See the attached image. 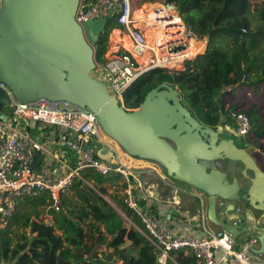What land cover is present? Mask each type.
Listing matches in <instances>:
<instances>
[{
  "label": "water",
  "instance_id": "1",
  "mask_svg": "<svg viewBox=\"0 0 264 264\" xmlns=\"http://www.w3.org/2000/svg\"><path fill=\"white\" fill-rule=\"evenodd\" d=\"M78 3L0 0V81L20 102L68 101L93 112L104 135L125 154L156 162L171 181L144 174L137 191L142 193L151 183L167 188L164 202L178 211L206 199L209 217L233 239L250 233L254 225L259 231L251 213L264 214V170L245 148L236 146L230 133L192 116L180 91L166 81L149 90L137 108L126 109L107 91L106 82L92 74L97 42L108 18L79 24L75 19ZM8 102L0 88V108ZM29 125L33 127L34 122ZM95 154L108 161L113 151L101 145ZM237 163L243 173L252 174L247 186L238 180ZM217 200L228 202L235 214L244 208L242 220L237 224L218 221ZM259 241L264 252V233Z\"/></svg>",
  "mask_w": 264,
  "mask_h": 264
},
{
  "label": "trees",
  "instance_id": "2",
  "mask_svg": "<svg viewBox=\"0 0 264 264\" xmlns=\"http://www.w3.org/2000/svg\"><path fill=\"white\" fill-rule=\"evenodd\" d=\"M163 3L176 8L196 38L208 36L205 50L185 60L182 68H154L139 75L122 93L124 107L137 108L149 90L166 81L180 91L192 116L215 129L231 111L246 113L252 128L245 138L264 155V0ZM114 28H120L117 19L109 17L96 46L98 63L106 60ZM236 88L249 91L251 97L226 106L228 97L236 96ZM80 174L94 182L113 183L119 193L112 199L134 227L123 224L107 200L76 179L61 193L59 209L48 210L51 223L42 216L52 203L47 191L18 204L8 226L0 230V264H157L154 246L136 228L143 229L142 223L123 201L125 178L119 173L101 176L88 168ZM140 203L145 205V201ZM107 236L111 238L106 240ZM97 245L109 249L102 259L97 256ZM170 257L166 264H193V256L183 249L171 251Z\"/></svg>",
  "mask_w": 264,
  "mask_h": 264
},
{
  "label": "built area",
  "instance_id": "3",
  "mask_svg": "<svg viewBox=\"0 0 264 264\" xmlns=\"http://www.w3.org/2000/svg\"><path fill=\"white\" fill-rule=\"evenodd\" d=\"M166 8L151 10L142 21L144 27L140 28L130 0H79L75 13L79 24L101 17H115L120 32L130 39V48L121 44L106 55L105 62H96L92 71L93 76L106 82L107 91L121 103L122 93L145 71L180 68L190 59L194 34L173 7L168 5ZM150 28H159L162 32L157 35L158 41L152 44L145 32ZM0 88L9 98V102L0 108V230L8 226L19 203L42 191H47L52 200L42 216L44 220L51 218L48 210L59 209L61 193H65L76 179L90 184L91 180L80 174L88 168L101 176L119 173L125 178L123 201L142 223L143 229L135 227L154 246L157 264H166L171 251L178 249L191 254L193 264H264L254 261L252 249L258 241L254 236L236 248V242L226 230L205 232L199 237L176 233L161 223L140 203L142 198L136 188L141 184L136 173L127 163L118 160V153L107 141L93 112L68 101L40 98L20 102L1 81ZM226 118L238 136L249 134L252 124L246 113L234 110ZM31 121L34 122L33 129L29 127ZM34 133L39 137L48 135L50 147ZM101 145L113 151L110 160L96 156L95 151ZM42 156L47 163L37 161ZM33 162L35 165L31 166ZM148 195L151 191H146ZM48 219L46 222L50 223Z\"/></svg>",
  "mask_w": 264,
  "mask_h": 264
},
{
  "label": "crops",
  "instance_id": "4",
  "mask_svg": "<svg viewBox=\"0 0 264 264\" xmlns=\"http://www.w3.org/2000/svg\"><path fill=\"white\" fill-rule=\"evenodd\" d=\"M259 5L260 4H258L257 7ZM150 10L151 9H149L148 12L143 14L141 12L140 8H137V10L134 11V14H136L138 17L139 16H147L151 12ZM143 27H144V25H143ZM144 29H146V28H144ZM113 30L121 31V28H114L111 30V32ZM145 32H147V31L145 30ZM159 32L160 31H155V33H153L154 35L152 36L151 43H155L157 41V36H155V34L156 33L158 34ZM120 34H122V37H124V35H126L124 32H120ZM160 35H162V33ZM118 39L122 40L121 38H118ZM112 42L114 43V40H112ZM127 43H128V40L125 39L124 40V44H126L125 46H128V48H130V44H127ZM119 44H123V43L119 42ZM199 46H201V44H199ZM117 47H118L117 45H115V46L113 45V46H111L110 50L112 51V50H114V48L116 49ZM199 48H201V47H199ZM146 60H147V58H146ZM238 89L239 88H236L235 93ZM250 94L251 93L249 91H245V92L239 91L238 94L236 93V99L240 98L241 102H245L247 99H249L251 97ZM29 127H30V125H29ZM30 128L33 129L32 127H30ZM35 136H37V134ZM37 137L41 140L42 143H44L46 146L50 147V145H49L50 138L48 135L46 137L45 136L44 137L37 136ZM107 141L110 142L114 146V150L119 155L118 160L122 161L123 163H127L130 167H132L131 170L136 173L139 180H140L141 175L146 174L148 176H152L154 174H157L158 176H160L162 178V180H167L168 182H171L169 180V177L165 174L164 170L156 162L150 161V160H148V161L143 160L142 161V159H140L141 161L140 160L137 161L138 160L137 158L135 159L132 156H127L115 144V142L110 141L109 138L107 139ZM37 161L41 162V163H47L46 158L43 156L39 157ZM128 162L135 163L136 167H133ZM261 164L262 165H258V166L262 170H264V162L261 161ZM242 170H243L242 165H239V167L237 168V177H238V180L241 181L240 184L247 186L248 185V182H247L248 178L247 177L252 176V174L249 171H247L245 174V173H243ZM146 191H151V195L146 196ZM167 191H168L167 188H158V187L154 186L152 183L147 185L142 190V193L136 190L137 194L142 198V201H145L144 207L149 209V211L153 215H155L161 223H165L166 225H168V227L170 229H172L176 233L182 232V233H185L187 235L201 237L204 235L205 232L213 233V232H216L218 230H224L223 226L216 224L209 217V215H208V203H207L206 199L203 198V200L200 202L190 204L187 211L181 210V209H179V211H178V210H176V208L173 205H170V204L164 202L165 201L164 198H165ZM114 194H115V192H114ZM144 196H146V198ZM175 200H177V199H175ZM114 204H116V203L114 202ZM228 204H229L228 202L217 200V202H216V211H217V217H218L217 219H218V221L219 220H223V221L226 220V222H228V223L237 224L238 221L239 220L241 221L242 217H244V213H243L244 208L239 209V213L235 214V211H231L233 209L229 208ZM231 205H232L231 207L237 208L236 203H231ZM117 207H119V206L117 205ZM251 214H252V217L254 218L255 224L259 227V231L254 230L255 225L253 224L254 228L252 227V230L249 231L250 233H241L235 237L234 241L237 244L235 247L239 248L238 246H240L243 242H245V240H247L250 236H255L258 241L253 246V249H252L253 258H254V261L256 263H263L264 262V252H263V246L261 245L259 238H260V235L262 233H264V214L262 212L261 213L252 212ZM237 216H239V218H236ZM1 264H5V263H1Z\"/></svg>",
  "mask_w": 264,
  "mask_h": 264
},
{
  "label": "rangeland",
  "instance_id": "5",
  "mask_svg": "<svg viewBox=\"0 0 264 264\" xmlns=\"http://www.w3.org/2000/svg\"><path fill=\"white\" fill-rule=\"evenodd\" d=\"M163 2H164V0H130V4H131L132 9L133 10H137V8H140V10H141V12L143 14L146 13V12H148L149 9L153 10L154 8H151V7L154 6V5H159L162 8L168 7V5L164 4ZM145 6H147V7H145ZM169 7H173V10H175L177 12L176 8L173 5H169ZM139 17H141V16H139ZM140 28H141V26H140ZM110 34H109L108 41H107V51L105 53V57H106L107 54H109L111 52V50H110L111 49V46H113V45L114 46L115 45L120 46L121 44H119V42H122L123 43V46H125L126 45V44H124V40L125 39L128 40V43L127 44H130V46H131V42L127 38L128 36L127 35H124V37H122V34H120V31L119 30H115L111 36H110ZM118 38H121L122 40H120ZM112 40H114V43L112 42ZM206 41H207L206 38L198 39L194 35V40H192V43L193 42L194 43L192 44V47H191V52L192 53H191L190 59H192L195 55L204 52L205 47H206ZM199 44H201V46H199ZM199 47H201V48H199ZM124 48H128V46H125ZM182 67H183V65L180 68H182ZM159 69H161V68H159ZM227 88H229V87H227ZM239 91H241V90L238 89L236 91V93L238 94ZM250 96H251V94H250ZM235 102H241L240 101V98L239 99H236V96L234 98L228 97V101L226 103V106H228L231 103H235ZM231 127H232L231 126V121L228 122L226 116H223V121H222V123L220 124V126L218 128L219 129H222V130H224V131H226V132L229 133V131L231 130ZM34 135H36V134H34ZM238 137L239 138H243V137H240V136H238ZM241 140H242L243 145L244 146H247L250 154L252 155V157L254 158V160L257 162V164L258 165H262L261 164V161L264 162V155L262 153H260L258 150H255L250 145H248L249 142L246 140L245 136ZM134 158L136 159V157H134ZM139 160L140 159H138L137 161H139ZM145 161H148V160H145ZM128 163L131 164L133 167H136L135 166V163H130V162H128ZM130 168H132V167H130ZM87 186L89 188L93 189L97 194H100V196H102L105 200H107V202L111 206L114 207V210L121 216V218L123 220V224H125L128 227H134L132 221L126 216V214L123 212V210L121 208L117 207L116 204H114V201L112 199V196L114 195V192H115V195H117L118 192L115 191V188H114L113 183H107V182L99 183V182L91 181L90 184H88ZM101 187H104L106 189V192L105 193H102L100 191V188ZM258 213H261V212H258ZM47 219L48 218H46L45 221ZM48 221L51 223L52 222L51 218H49ZM110 238H111V236H107V239L106 240H109ZM95 250L97 251L98 258H101V259L103 258V254L104 253H107L109 251V249L105 245H97ZM120 263H121L120 261H117V264H120Z\"/></svg>",
  "mask_w": 264,
  "mask_h": 264
},
{
  "label": "bare ground",
  "instance_id": "6",
  "mask_svg": "<svg viewBox=\"0 0 264 264\" xmlns=\"http://www.w3.org/2000/svg\"><path fill=\"white\" fill-rule=\"evenodd\" d=\"M156 7H159V8H161V9H165V8H162L161 6H159V5H154V6H152L151 8H156ZM167 10H170L169 8H166ZM165 9V10H166ZM135 11V10H134ZM135 16H136V18H138V24H139V27L141 26H143V23H142V21L143 20H145V19H147V16H141V17H138L136 14H134ZM147 32H146V34H147V40H148V42H150L151 43V40H152V36L154 35L153 33H155V31H160L161 32V30L158 28V29H155V28H150L149 30H146ZM159 32V34H161ZM158 34L156 33L155 34V36H157ZM128 39H129V37H127ZM151 39V40H150ZM129 41H130V39H129ZM158 41V40H157ZM161 42V41H160ZM152 44V43H151ZM131 47V46H130ZM139 58V57H138Z\"/></svg>",
  "mask_w": 264,
  "mask_h": 264
},
{
  "label": "flooded vegetation",
  "instance_id": "7",
  "mask_svg": "<svg viewBox=\"0 0 264 264\" xmlns=\"http://www.w3.org/2000/svg\"><path fill=\"white\" fill-rule=\"evenodd\" d=\"M217 129V128H216ZM229 133H230V137H232L233 139H234V143L236 144V146H238V147H243V148H245L248 152H249V150H248V148H247V146H244L243 145V143H242V140L241 139H243V138H239L237 135H236V131H235V129H234V127L232 126L231 127V130L229 131ZM250 153V152H249ZM252 156V155H251ZM239 167V163H237L236 164V168H238ZM236 174H237V170H236ZM251 237V236H250ZM255 237V236H254Z\"/></svg>",
  "mask_w": 264,
  "mask_h": 264
}]
</instances>
